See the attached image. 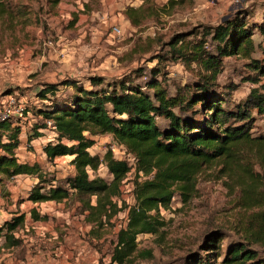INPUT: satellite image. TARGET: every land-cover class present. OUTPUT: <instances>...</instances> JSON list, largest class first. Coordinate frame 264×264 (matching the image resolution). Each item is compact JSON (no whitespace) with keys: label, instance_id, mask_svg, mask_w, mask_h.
Returning a JSON list of instances; mask_svg holds the SVG:
<instances>
[{"label":"rangeland","instance_id":"obj_1","mask_svg":"<svg viewBox=\"0 0 264 264\" xmlns=\"http://www.w3.org/2000/svg\"><path fill=\"white\" fill-rule=\"evenodd\" d=\"M191 1L167 7L168 0H155L157 16L134 27L125 17V11L140 7L142 0H67L53 10L47 0H17L31 14L28 26L0 30V102L7 95L22 100L24 112L9 121L18 124L22 133L16 155L20 161L39 165V175L46 180H54L46 183L47 187L62 185L75 174L72 158L50 161L43 155V148L49 142L56 143L57 137L52 125L38 129L42 120H33V111L51 102H42L38 97L47 85H56L55 96L62 99L74 91L71 86H64L66 83L89 88L91 77H101L107 83L125 76L136 83H145L153 71L159 70L161 74L155 80L174 93L177 85L191 83L195 78L194 66H186L170 54L169 43L175 36L183 34L188 36L186 41L199 40L206 31L240 13L246 15L251 29L262 22L264 0ZM251 39L254 52L250 57L260 59L263 37L254 31ZM206 40L208 50L214 51L210 37ZM247 63L241 56L223 59L217 85L227 93L230 105L242 102L255 87L245 81L251 75ZM263 130L264 123L254 116L252 132L257 135ZM89 138L95 141L91 154L103 157L113 148L114 157L132 168L114 200L119 209L115 217L102 227L88 223L74 196L61 203L37 204L36 212L47 215L48 219L33 222L30 214L14 232L22 241L17 247L6 248L0 238V264H61L60 260L63 264H116L111 262V254L119 231L128 227L129 211L136 204L135 161L110 135ZM217 170V166H211L198 177L196 192L186 202L176 194L167 209L160 207L157 212H151L160 225L155 233L136 237V252L123 264H184L186 260L193 264L191 260L198 253L209 264H221L231 242L243 243L244 237L238 229L241 212L235 206L238 191L225 178L215 180ZM90 175L106 182L112 180L104 164ZM38 181L36 177L17 176L0 183V210H3L0 225L4 219L8 221L31 212L32 203L25 199ZM215 233H218V254L212 250L207 255L209 252L204 251L203 245ZM247 247L264 259V245ZM66 252L72 253L71 258H67ZM147 252L151 253L150 257Z\"/></svg>","mask_w":264,"mask_h":264},{"label":"trees","instance_id":"obj_2","mask_svg":"<svg viewBox=\"0 0 264 264\" xmlns=\"http://www.w3.org/2000/svg\"><path fill=\"white\" fill-rule=\"evenodd\" d=\"M63 1L67 0L47 3L53 10ZM188 1L192 2L168 0L167 7ZM142 2L140 7L125 11L134 27L157 16L155 0ZM30 14L17 0H0V30L28 26ZM254 31L263 37L260 59L250 57L254 52ZM207 37L215 44L214 51L208 50ZM187 38L183 34L175 36L169 43L170 54L176 61L194 66L195 78L191 83L177 85L174 93L155 80L161 74L159 70L153 71L145 83H136L129 76L107 83L101 77H91L89 88L66 83L64 86H71L74 91L62 99L55 96L56 85H47L38 97L42 102H51L34 110L33 115L41 117L43 124L38 129H46L45 121H51L57 137L56 143L49 142L43 148V154L50 161L72 158L75 174L62 185L47 187L46 183L54 180H46L39 175V165L22 162L16 155L20 126L5 122L0 123V183L17 176L36 177L39 181L28 193L26 202L61 203L74 196L86 221L102 227L119 211L114 200L122 180L132 169L109 150L103 157L90 153L95 141L89 137L110 135L135 161L136 204L130 209L128 227L119 231L111 254L112 263L123 264L136 252V237L155 233L160 225L150 213L160 207L167 209L176 194L186 202L196 192L198 177L217 166L215 180L225 178L238 191L235 206L241 212L238 229L244 237L243 243L231 242L221 264H264V259L247 247L264 245V130L257 135L252 132L254 116L264 123V7L262 22L253 29L246 23V15L240 13L206 31L199 40L186 41ZM234 56L248 60L251 75L245 81L255 87L242 102L230 105L227 93L218 89L217 78L223 70V59ZM102 164L112 176L110 182L91 178L90 174ZM30 214L33 222L48 219L35 209ZM24 218V214H19L0 226V238L6 248L21 245L14 232ZM217 234L208 236L203 245L207 255L212 250L218 254ZM193 261L209 264L199 253ZM184 264H188L187 260Z\"/></svg>","mask_w":264,"mask_h":264},{"label":"built area","instance_id":"obj_3","mask_svg":"<svg viewBox=\"0 0 264 264\" xmlns=\"http://www.w3.org/2000/svg\"><path fill=\"white\" fill-rule=\"evenodd\" d=\"M113 31L116 32L117 34H120L119 30L116 28H113ZM24 110H25V107L20 98L14 95L5 96L3 101L0 102V123L12 121L18 116H21ZM45 122L48 126L52 125L50 121H45ZM114 150L115 149L113 148L111 149L112 152Z\"/></svg>","mask_w":264,"mask_h":264},{"label":"crops","instance_id":"obj_4","mask_svg":"<svg viewBox=\"0 0 264 264\" xmlns=\"http://www.w3.org/2000/svg\"><path fill=\"white\" fill-rule=\"evenodd\" d=\"M41 120V117L39 116V117H36V116H34V118H33V120L35 121V120ZM20 135H22V133L20 134ZM20 139H21V137H19ZM49 142V141H48ZM44 155V154H43ZM23 162V161H22ZM36 206H38L37 204H32L31 206H30V208H31V210L32 209H35L36 208ZM3 213V210L1 211L0 210V214H2ZM30 216V213H25V219L24 220H28V218L27 217H29ZM2 218H3V216L1 215L0 216V220H2ZM6 220L4 219L3 220V222H2V224L5 222ZM2 224L0 225V226H2ZM76 253V252H75ZM71 252H66V256H67V258H71ZM62 255V254H61ZM60 262H61V264H63L62 263V260H60ZM56 264V263H55ZM59 264V263H58ZM67 264V263H66Z\"/></svg>","mask_w":264,"mask_h":264}]
</instances>
